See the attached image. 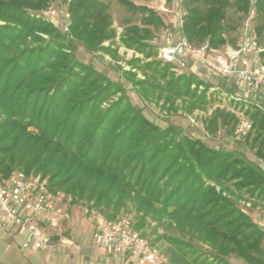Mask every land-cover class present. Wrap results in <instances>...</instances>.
Here are the masks:
<instances>
[{"label":"trees","instance_id":"obj_1","mask_svg":"<svg viewBox=\"0 0 264 264\" xmlns=\"http://www.w3.org/2000/svg\"><path fill=\"white\" fill-rule=\"evenodd\" d=\"M54 1L0 0V183L15 171L38 175L49 193L87 213L129 217L172 264H264V233L245 211V204L264 207V108L229 97L250 124L238 137L252 159L170 123L161 127L131 103L120 82L76 57L78 46L115 57L103 46L116 37L108 5L66 0L64 31L44 16ZM119 2L140 15V25L126 21L119 41L142 56L128 64L143 79L124 70L122 77L142 100L161 101L163 109L173 110L177 101L189 113L204 109L212 83L157 59L150 41L164 26L161 17ZM181 7L180 34L195 49L234 48L253 21L264 64V0H181ZM229 8L241 15L238 29L228 21ZM240 123L216 108L205 129L232 136Z\"/></svg>","mask_w":264,"mask_h":264},{"label":"built area","instance_id":"obj_2","mask_svg":"<svg viewBox=\"0 0 264 264\" xmlns=\"http://www.w3.org/2000/svg\"><path fill=\"white\" fill-rule=\"evenodd\" d=\"M54 15V11L48 12ZM65 16L69 18L66 12ZM68 24L63 27L67 31ZM252 26L246 22L241 31L240 42L236 47L226 46L223 53L209 48L207 44L195 49L191 48L184 38L159 49V59L163 63L175 66L176 71L186 70L188 57L197 62L204 70V77L234 78L242 87L237 92V101L256 104L258 98L264 97V64L260 62ZM214 55L208 58L207 55ZM235 84V83H234ZM252 95L253 101L245 97ZM250 124L244 122L237 135L243 136ZM60 196L49 193L46 181L38 175H26L21 171L13 172L0 183V228L3 236L13 238L24 236L21 249L50 254L68 244L67 240L57 235L56 227L63 216L62 208L57 205ZM256 222L264 233V214L256 218ZM92 243L103 249L106 255L122 256L128 264H172L151 246L147 239L140 235L132 226L129 217L105 219L95 216L93 223Z\"/></svg>","mask_w":264,"mask_h":264},{"label":"rangeland","instance_id":"obj_3","mask_svg":"<svg viewBox=\"0 0 264 264\" xmlns=\"http://www.w3.org/2000/svg\"><path fill=\"white\" fill-rule=\"evenodd\" d=\"M66 0H55L51 3L49 10L44 13V16L48 21L52 22L59 29H63L69 23V18L65 16L66 14ZM106 3L109 7V13L112 20V28L116 31V37L112 42H105L103 46H108L111 50L116 52L115 57L111 55L104 54L101 51L87 52L82 47L78 46L76 50V57L86 63H91L97 71L101 72L108 78L120 82L126 89V94L128 95L131 103L138 108L143 109V113L156 124L161 127H166L168 123L174 125L175 127L181 129L184 133L189 135L194 139H198L206 143L207 145L214 147L216 149L223 150H241L245 152L248 158L252 159V155L248 151V148L244 144V140L240 139L237 135L238 129L241 124L248 122L241 112L233 110V106L229 97L233 96L235 99H239L235 95V92L241 89V83L238 80L235 81L234 78H231L230 81L224 78L218 77H204V70L199 66L197 62H193L188 57L185 58V61L188 62L187 72H191L197 75L199 78L206 79L208 82L212 83L213 88H210L207 91V101L208 104L204 109H197L189 113L185 110L184 105L180 102H176V106L173 110L169 111L162 108V102H146L142 100L136 90L132 85L127 82L121 74V71H131L136 73L137 79H143L142 74L132 68L128 62L134 58L142 59V56L138 53H135L133 50L125 48L119 41V37L122 33V28L124 27L126 21L140 25V15L128 11L119 0H101ZM135 5H144L150 9H153L163 20L164 26L160 28L153 34V38L150 41L152 45L156 47L157 59H159V49L166 46L167 44L173 43L177 38L181 37L180 34V22L182 20L183 9L181 7V0H126ZM53 10L54 15H50L48 12ZM228 21L237 26V29L240 27L242 20L240 21L241 15L235 11L233 8L227 10ZM246 21V20H245ZM251 26L253 21L248 22ZM234 30L230 33L229 38H235L237 36L238 30ZM240 41H238L239 43ZM224 49L220 50V53H223ZM208 58L213 59L214 55H207ZM175 73L180 71L174 70ZM235 83V84H234ZM235 85L236 91L234 88L232 91L228 92L230 86ZM201 89V88H200ZM247 101H253V96L249 95L245 97ZM219 108L234 113L241 123L237 126L232 136H226L223 130H219L216 133H208L205 129V122L211 116V113L214 109ZM59 194L56 196L58 197ZM60 201H57V205L64 210L65 214L68 216V220L65 219L63 225L67 226L69 221H74L76 223L88 222L89 226L93 228L94 218L97 216V213L91 212L87 213L86 208L83 205H72L69 203V197H66L60 194ZM243 202H239V205H242ZM245 209L253 219L259 218L264 214V207L262 206H252L245 204ZM63 212V213H64ZM129 216L132 217L131 214ZM67 221V222H66ZM66 222V223H65ZM17 242L20 241V238H15ZM0 242L4 248L7 245L11 244L10 239H7L3 236L2 230L0 228ZM59 250V249H58ZM57 250V251H58ZM57 251L50 254L44 252H36V254H31L30 257L34 256H46L50 258L57 254ZM21 260L25 259L27 252H18ZM43 259V258H42ZM26 260V259H25ZM232 262L244 264L241 260L231 259ZM42 264L43 260H42ZM50 264V263H48Z\"/></svg>","mask_w":264,"mask_h":264},{"label":"crops","instance_id":"obj_4","mask_svg":"<svg viewBox=\"0 0 264 264\" xmlns=\"http://www.w3.org/2000/svg\"><path fill=\"white\" fill-rule=\"evenodd\" d=\"M257 101L264 108V97L258 98ZM62 211L64 212V210ZM65 219L68 220V216L64 212L59 226L55 228L57 231L55 240L59 236L67 240L68 244L58 248L56 255L51 258L48 255L31 258L30 255L36 254L38 251H23L21 244L24 236L19 234L11 238V244L4 249L0 242V264H42V260L44 264H128L124 257L106 255L103 249L93 245V228L89 226L88 222L69 221L67 226H64ZM18 237L20 238L19 242L15 240ZM19 250L27 252V256L24 257L26 260H21V256L18 255Z\"/></svg>","mask_w":264,"mask_h":264}]
</instances>
